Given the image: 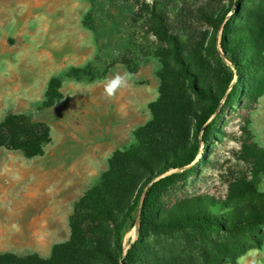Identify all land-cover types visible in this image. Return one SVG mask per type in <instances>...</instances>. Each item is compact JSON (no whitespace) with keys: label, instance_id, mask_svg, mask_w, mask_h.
Masks as SVG:
<instances>
[{"label":"rangeland","instance_id":"1","mask_svg":"<svg viewBox=\"0 0 264 264\" xmlns=\"http://www.w3.org/2000/svg\"><path fill=\"white\" fill-rule=\"evenodd\" d=\"M130 1L0 0V123L9 115H25L47 124L51 138L43 156L31 160L20 151L0 149V256L50 259L54 246L70 240L75 204L109 171L115 152L137 146L134 134L151 120L150 106L161 84V45L134 16L146 6L172 5ZM194 2V10L204 5V0ZM201 19L194 18L191 31L196 43L204 42L207 85L227 95L235 77L227 83L232 68L219 52L224 22L214 34L213 26ZM53 79L59 82L58 98L46 97ZM44 102L53 106L45 109ZM250 105L239 98L225 111L209 153L200 142L195 162L161 196V214L177 200L194 197L215 198V213L223 215L264 204V176L258 177L254 191L240 184L248 169L243 143L250 138L264 150V94ZM183 170L168 171L154 181ZM138 227V219L134 226L128 221L111 239L115 263L97 264L122 263L124 254L118 259L116 249L119 245L125 253L136 241ZM146 243L185 264H218L226 241L202 239L190 230H165L152 232ZM235 264H264V244Z\"/></svg>","mask_w":264,"mask_h":264},{"label":"trees","instance_id":"2","mask_svg":"<svg viewBox=\"0 0 264 264\" xmlns=\"http://www.w3.org/2000/svg\"><path fill=\"white\" fill-rule=\"evenodd\" d=\"M165 1L172 8L146 6L134 16L145 22L148 33L160 43L158 58L163 65L159 96L150 106L152 118L134 134L137 146L113 154L109 171L75 204L70 240L54 246L50 259L6 254L0 256V264L115 263L111 239L128 221L134 226L136 219L138 237L125 253L118 245L117 258L124 257L116 264H185L147 247L152 232L165 230H190L202 239L224 238L218 264H235L249 250L262 248L264 204L246 205L223 215L215 213V198L177 200L162 214L160 203L161 196L186 174L183 169L195 162L200 142L209 153L225 111L239 98L254 106L264 94V0H204L198 10L193 9L194 0ZM196 17L209 22L214 34L224 22L220 49L232 68L227 83L235 77L227 95L224 91L216 94L207 85L204 42L196 43L191 31ZM58 88L59 82L51 80L46 97L58 98ZM197 105L204 107L199 110ZM52 106V102L42 105L45 109ZM192 136L196 138L191 143ZM50 141L48 125L25 115H9L0 123V149L20 151L28 160L43 156ZM242 148L248 169L240 184L243 190L254 191L258 177L264 176V150L250 138ZM171 170L183 172L154 181Z\"/></svg>","mask_w":264,"mask_h":264},{"label":"water","instance_id":"3","mask_svg":"<svg viewBox=\"0 0 264 264\" xmlns=\"http://www.w3.org/2000/svg\"><path fill=\"white\" fill-rule=\"evenodd\" d=\"M220 55H221V58L223 59V60H225L226 61V59H225V57H224V55L222 54V51H221V49H220ZM154 182V181H153Z\"/></svg>","mask_w":264,"mask_h":264},{"label":"crops","instance_id":"4","mask_svg":"<svg viewBox=\"0 0 264 264\" xmlns=\"http://www.w3.org/2000/svg\"><path fill=\"white\" fill-rule=\"evenodd\" d=\"M61 218V220H62V217H60Z\"/></svg>","mask_w":264,"mask_h":264},{"label":"bare ground","instance_id":"5","mask_svg":"<svg viewBox=\"0 0 264 264\" xmlns=\"http://www.w3.org/2000/svg\"><path fill=\"white\" fill-rule=\"evenodd\" d=\"M135 232H133V234H134Z\"/></svg>","mask_w":264,"mask_h":264}]
</instances>
